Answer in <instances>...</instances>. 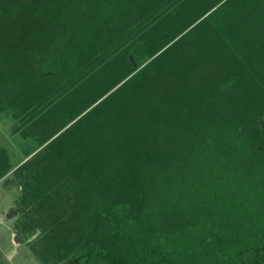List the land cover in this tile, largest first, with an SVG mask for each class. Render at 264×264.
Masks as SVG:
<instances>
[{
    "label": "trees",
    "instance_id": "trees-1",
    "mask_svg": "<svg viewBox=\"0 0 264 264\" xmlns=\"http://www.w3.org/2000/svg\"><path fill=\"white\" fill-rule=\"evenodd\" d=\"M200 1L0 0V111L47 141L14 168L39 260L264 264V0Z\"/></svg>",
    "mask_w": 264,
    "mask_h": 264
},
{
    "label": "rangeland",
    "instance_id": "rangeland-1",
    "mask_svg": "<svg viewBox=\"0 0 264 264\" xmlns=\"http://www.w3.org/2000/svg\"><path fill=\"white\" fill-rule=\"evenodd\" d=\"M209 1L210 0H201L200 2ZM233 1L237 2V0ZM233 1H226V4H234ZM203 16L204 15H201L190 26H193ZM207 23H209V21L207 20L199 22L194 26L193 29L188 31L187 34L190 33L188 36H186L187 34L185 35V37L183 36L184 38H186V43L184 44L186 49L184 51V54H187L189 52V48L192 49L191 45L194 44L196 41L193 40L195 34L200 32L202 26L205 27ZM239 23L241 24L240 26L248 25V28L245 29V31H243L242 33H240L241 35H243V38H248V36H251L253 39H255V29L253 30V27H255V23L253 22L252 26V24L245 21V18H236L234 24L230 25L231 27H234V29L232 28L230 30H232L233 32H237L236 30L240 27L238 26ZM190 26H188V28ZM181 33H183V31L178 33L174 39H176ZM188 42L190 43L188 44ZM176 44H178V42ZM223 48L226 52V55H228L229 49L227 47ZM253 60L255 61V59H252V61ZM242 61L245 62L243 67L249 65V61H247L246 59L243 58ZM20 86L23 87V90L26 89L29 92V82H26L25 85H22V82H20ZM20 88L21 87L16 89ZM82 95L80 94V92L79 94H77V96L74 93L69 95L71 96V98L68 97L66 104L70 103L74 99L83 97ZM51 105H53V103ZM51 105L49 107H51ZM90 107L91 106H89L87 110ZM24 111L26 110L22 109L18 103H16L12 107H8L0 111V156L2 155L3 158H6V161L10 162L8 170L3 174V176L0 177L1 259L3 261L9 262L10 264H54L52 261L54 258L50 257L48 262H46L39 260V257H37L36 255V246L34 245L35 242L33 240L38 234H40V232L42 234V231L39 227L35 228V230L31 234L25 236L24 238H20L17 230L14 228V223H17V221L21 219L20 212L16 210V206L20 197V188L17 185L16 181H14V168L34 151L39 150L40 148L45 146V143L47 142L45 140V142L42 141L41 143H37L38 136H35V134H37L38 132H36L35 130L36 133L34 134L32 126H30V117L28 118V113ZM24 150H26V155L28 156H25V153L23 152ZM69 209L70 208L66 207L65 215L71 212L69 211ZM59 263L60 261L56 264Z\"/></svg>",
    "mask_w": 264,
    "mask_h": 264
}]
</instances>
